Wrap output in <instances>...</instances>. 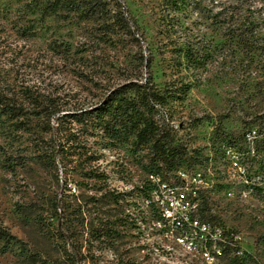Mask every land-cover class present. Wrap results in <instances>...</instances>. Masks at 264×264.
<instances>
[{
    "label": "rangeland",
    "instance_id": "obj_1",
    "mask_svg": "<svg viewBox=\"0 0 264 264\" xmlns=\"http://www.w3.org/2000/svg\"><path fill=\"white\" fill-rule=\"evenodd\" d=\"M79 1L0 0V86L28 109L20 129L0 111V264H205L147 204L154 171L207 172L203 218L257 241L245 192L234 201L224 185L227 151L252 128L264 143V55L234 35L264 18V0H106L102 12ZM134 82L163 96L154 118L178 147L172 164L131 130L106 132L107 106ZM48 105L57 113L35 116Z\"/></svg>",
    "mask_w": 264,
    "mask_h": 264
},
{
    "label": "built area",
    "instance_id": "obj_2",
    "mask_svg": "<svg viewBox=\"0 0 264 264\" xmlns=\"http://www.w3.org/2000/svg\"><path fill=\"white\" fill-rule=\"evenodd\" d=\"M260 133L250 129L244 143L227 151L226 161L232 162L235 177H230L229 185H224L226 196L231 200L235 201V191L245 192L247 210L262 228L257 241L249 239L239 227L216 222L213 217L203 218L206 210L203 194L212 185L204 170L180 169L171 181L159 173L148 175V180H155V187L146 196L157 210L159 224L168 228L165 232H171V239L178 246L187 244L192 251L203 252L200 260L205 264H219L224 260L264 264L258 259L261 251L258 246L264 245V143L258 142Z\"/></svg>",
    "mask_w": 264,
    "mask_h": 264
},
{
    "label": "trees",
    "instance_id": "obj_3",
    "mask_svg": "<svg viewBox=\"0 0 264 264\" xmlns=\"http://www.w3.org/2000/svg\"><path fill=\"white\" fill-rule=\"evenodd\" d=\"M109 4L106 0H80L79 7L90 11H104ZM121 7V6H120ZM119 7V8H120ZM264 18L262 15H255L252 18L242 20L239 25L234 26L235 37L240 45L253 56L264 55ZM132 95L120 97L124 93L117 92L116 104L107 106L112 120L106 123V132L112 136H119L123 130L134 132L138 142L150 144L155 151L156 157L164 163L172 164L175 156L179 153L178 147L174 145V139H170L169 128L160 125L154 118L155 105L162 102L163 96L153 87L150 82H134L129 87ZM0 86V111L11 119H16L17 128H26L24 121L28 113L23 102L17 101L5 92ZM39 105V104H38ZM42 106V105H39ZM52 105L43 107L39 113H44L50 119L57 113ZM122 118V119H120ZM155 173H159L154 171ZM153 173V172H151ZM65 193L61 196L67 200Z\"/></svg>",
    "mask_w": 264,
    "mask_h": 264
},
{
    "label": "bare ground",
    "instance_id": "obj_4",
    "mask_svg": "<svg viewBox=\"0 0 264 264\" xmlns=\"http://www.w3.org/2000/svg\"><path fill=\"white\" fill-rule=\"evenodd\" d=\"M149 182V185H148V191H154V187H155V180H148ZM146 202L149 206L152 207V200L151 199H148V197L146 198ZM156 209V208H154ZM168 234V233H167ZM167 236V235H166ZM180 246H182L188 253L194 255V256H197L201 259H203V252L201 251H192L190 249L189 246H187V244H179Z\"/></svg>",
    "mask_w": 264,
    "mask_h": 264
}]
</instances>
